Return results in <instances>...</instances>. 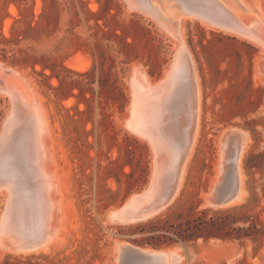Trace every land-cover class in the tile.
Here are the masks:
<instances>
[{
    "label": "rangeland",
    "instance_id": "rangeland-1",
    "mask_svg": "<svg viewBox=\"0 0 264 264\" xmlns=\"http://www.w3.org/2000/svg\"><path fill=\"white\" fill-rule=\"evenodd\" d=\"M49 1L47 0L48 4ZM85 1L86 5H81L78 0H58L61 10L58 38L68 34L70 19L74 20V35L69 34L62 41L60 51L54 52L70 69L61 72V75H67V82L64 84L67 96H59L60 90L57 87L60 81L49 68L43 69L39 64L33 67L20 53L12 55L10 51L5 58L0 53V59L10 66L28 70L51 111L50 119L58 144L59 169L62 177L64 174L62 180L66 186L65 197L70 205L71 222L69 232L59 248L28 255L7 253L0 256V264L9 255H34L35 259L40 255H48V258L39 259L43 264H115L118 241L149 246L133 241L146 233H131L132 228L156 216L166 217L175 209L199 214L204 208H210V213H213L245 203L244 212H258L264 220V169H248L246 166L252 153L264 151L262 46L235 35L208 30L199 23L190 21L184 39L199 76L200 128L180 190L164 212L147 220L133 224H112L108 221L107 211L120 205L131 193L145 187L153 168V148L130 133L120 121V115L126 112L131 102V64L139 62L145 67L151 80L156 82L168 69L176 46L155 20L140 12L128 10L125 0H112L108 9H105L107 0ZM251 1L260 6L264 14V0ZM23 2L34 4L36 12L43 5V0ZM88 10L96 12V15L89 14ZM75 11L79 14L72 17ZM19 16L17 0H0V30L7 36L13 21ZM135 21H139L140 26ZM102 29L115 30L118 34H123L124 31L129 33L127 40L134 42L132 47L126 48L129 62H122L126 56L117 52L121 41L114 36L106 38ZM147 29L151 30L150 34ZM97 39L105 46L113 43L117 61L115 70L124 84L127 97L122 107L111 99L106 100L108 92H100L97 82L91 85L93 91L84 92V97L89 98V102L72 94L79 93L78 88L70 87L72 79L80 78L77 73L90 70L96 65V77L99 75L101 65L95 47ZM56 42L53 39L44 48L53 49ZM258 55L262 59L260 64L257 61ZM72 56L78 63L88 65L87 68L78 70L69 66L66 60ZM9 108V97L0 95V131ZM229 126L245 129L251 137V147L242 161L248 195L240 204L213 208L206 206L205 195L214 186V179L221 174L224 162L220 153L219 136ZM129 184L132 189L128 192ZM4 208L5 205L0 204V215ZM173 245H180L184 254H193L190 260L184 258V264H264V240L254 242L251 239L240 241L200 238L195 242L163 246Z\"/></svg>",
    "mask_w": 264,
    "mask_h": 264
},
{
    "label": "water",
    "instance_id": "water-1",
    "mask_svg": "<svg viewBox=\"0 0 264 264\" xmlns=\"http://www.w3.org/2000/svg\"><path fill=\"white\" fill-rule=\"evenodd\" d=\"M165 1L175 4L183 15L191 19L220 30L244 34L261 42L264 47V24H253L254 16L240 15L222 0ZM125 2L128 10L140 12L155 20L170 38H173V34H178L177 22L166 19L154 0ZM4 63L6 62L0 59V92L9 97L10 108L0 131V185L10 183L14 196L13 207L2 228L0 245L7 250H33L52 240L61 223L59 209L54 210L52 207L53 197L55 199L57 195L53 174L50 172V176L46 178L41 169V163L45 160L51 162V155L46 158L38 147L46 144L49 153V144L46 143L49 134L43 121L42 136V131L37 129L43 118L39 101H32L19 90L14 81L19 73L14 67ZM136 68L137 66H132L130 85L135 78L133 75L135 76ZM193 74L194 64L189 52L184 47H177L167 71L162 79L160 77L154 82V88L160 89L162 93L171 92V88L182 83L188 85L190 92H193ZM9 76L14 78L10 82ZM247 132L242 128L226 131L223 138L224 163L218 180L208 192L205 200L208 205L220 207L242 199L239 156ZM175 139L174 144L158 147L156 152L153 150V168L148 184L131 193L120 205L110 208L106 213L109 222L126 224L144 221L172 203L180 186L189 147V144L176 143L178 135ZM36 170H40L43 175H38ZM45 206L49 212L45 211ZM50 212L55 214L54 219H51ZM169 247L171 246H139L118 241L115 264H181L184 258H193L192 253L184 254L181 246L180 252Z\"/></svg>",
    "mask_w": 264,
    "mask_h": 264
},
{
    "label": "bare ground",
    "instance_id": "bare-ground-1",
    "mask_svg": "<svg viewBox=\"0 0 264 264\" xmlns=\"http://www.w3.org/2000/svg\"><path fill=\"white\" fill-rule=\"evenodd\" d=\"M154 1L158 5V7H160V11L166 19H169L173 22H177L178 34L174 35L172 33L173 38L171 37V39L176 46L175 48L180 46L184 47L189 52L192 60H193V56L191 54L189 47L186 45L184 39L186 28L188 22L190 21L197 22L203 27L207 28L208 30L212 29V30H217L218 32L219 31L224 32L225 34L235 35L242 40L250 41L261 47V42L249 38L244 34L234 33L233 31L230 32L222 29L220 30L218 27L205 25L204 23L198 20H194L193 18L191 19L190 17L183 15L180 9L173 3H168L165 0H154ZM222 1L240 15L245 14L247 17L254 16L255 21H253V24H258V23L264 24V14L261 11L260 6L256 5L251 0H222ZM173 22L172 25L175 27V29H177ZM261 48H262V53H264V47ZM76 60L77 59H75V57L72 56L66 60V63L69 66L78 70H84L87 68L88 65L86 66L83 63H78ZM257 61L259 64L262 63V59L260 55H258ZM4 64L6 66H10L9 63H4ZM133 65L137 66V68L135 69L136 71L135 76L133 75V78L134 77L135 78L132 79L130 85L131 89L129 92L131 96V102L127 106L126 112L120 115V121L121 123H123V125H125L128 128L130 133L132 132L138 138L146 141L153 148L155 152L158 147H163L165 145L170 146V144H174L173 142L176 141L175 138L177 135L179 138V140L176 142L177 144H189L188 154L184 164L181 182L179 186L180 188L181 183L183 182V175H185V172L187 171L188 161L193 152V147L197 141V137L199 135V128H200L199 114H200L201 93H200V84H199V76L197 73V69L194 64L193 92H190V87L188 85H184L180 83L178 86L171 88V92L167 91L162 93L160 92V89H157L156 87L154 88V82H153L154 80L152 81L149 74L145 72V67L143 65H141L139 62L132 63L131 67ZM15 70H17L19 75L15 76L16 79L10 78L9 76L8 78L9 82L12 81V79H14V81L18 85V88H20L19 90L23 91L25 95L27 94L28 97L32 99V101H34L35 99L36 101H39L43 118H41L40 126H38L37 129L38 130L43 129L44 125L45 128L46 127L48 128L49 135L46 138V143L49 144V153L46 149L45 146L46 144H44V147H40V146L38 147L39 150L42 152V154L46 156V158L48 155H51V162L48 163L47 160H45L44 162L45 164L41 163V169L43 170V173L46 178L50 176V172H52L53 174L54 186L56 188L57 195L55 199L53 197L52 205L54 206L52 207L54 208V210H56L57 208L59 209L61 223L57 235L48 243H46V245H42L33 250H14V249L7 250L6 248L0 245V256H4L7 253H12L16 255H28V254L40 253V252L41 253L51 252L57 247L59 248V246L63 243L65 237L69 232V226L71 223L70 215H69L70 205L68 204L65 197L66 186L62 180L64 174L62 177V174L59 169L60 162H59V155L57 152V145H58L56 142L57 139L54 134L53 131L54 127L50 119L51 111L47 103H45L46 101L43 93L39 91L37 84L35 83L33 77L30 75L28 70L24 68H18V67L16 68V66H15ZM166 71L167 70L164 71V74ZM130 73L131 71L129 72V75ZM163 76H161L160 79H162ZM0 93L1 96H5L4 93L2 92ZM42 121L44 122V125L42 124ZM231 128H233V126H229L225 130H223L221 135L219 136V146L221 149L220 153L222 157V162H224V158H225L224 157L225 145L223 138L226 131ZM41 131H42L41 133L42 136L44 130ZM250 147H251V137L247 132L243 139L242 149L239 156V166L241 169L242 190H243L242 199L240 201L223 205L220 207L211 206L205 203L206 206H210L213 208H226L236 204H240L246 199L248 195V189L244 180L245 175L243 173L242 161ZM36 168L38 169V167ZM36 173L38 175H43V173H41L40 170L38 171L36 170ZM217 179L218 176L214 179V182H216ZM179 190L180 189H178L177 193L179 192ZM208 195L209 193L205 195V200ZM13 196L14 195L10 183L0 185V204L5 205V208L3 209V213H1L0 215V242L2 241L1 233H2L3 225L6 221L9 211L13 207L12 204ZM172 203H170V205ZM166 208H164L160 212L161 213L164 212ZM47 209H48L47 206H45V211L49 212L47 211ZM43 211L44 209L42 208L41 210L42 214ZM47 216L49 217L48 214ZM50 216L51 219L55 218V214L53 212H50ZM115 224H120V223H115ZM126 224H133V223H126ZM169 248H172L173 250L180 252L179 250L181 247L179 245H173ZM181 264H184V261H182Z\"/></svg>",
    "mask_w": 264,
    "mask_h": 264
},
{
    "label": "trees",
    "instance_id": "trees-1",
    "mask_svg": "<svg viewBox=\"0 0 264 264\" xmlns=\"http://www.w3.org/2000/svg\"><path fill=\"white\" fill-rule=\"evenodd\" d=\"M78 1L81 5H86L85 0ZM111 1H106L105 9L109 8ZM49 2L50 4L47 3V0H43L41 10L36 12L34 4L17 0L20 16L13 21L8 36L3 30H0V53L4 58L10 51L12 55L20 53L25 61L32 63L33 67L39 64L43 69L49 68L52 74L60 81L57 87L60 90L59 96L64 97L68 94L64 85L67 82V75H61V72L63 70L70 71V69L64 65L63 59L56 56L54 52L60 51L62 41L69 34L74 35V26L72 25L74 20L73 18L70 19L71 27L68 28V34L58 38V32L61 30L60 3L58 0H50ZM70 2L73 3V1ZM73 8H75V4H73ZM88 12L91 15H96L94 11L88 10ZM78 14L79 12L75 11V15L72 17H77ZM112 17H115V14H112ZM135 23L140 26L139 21H135ZM98 26L100 27V25ZM101 31L106 38L114 36L121 41L117 52L125 54L126 59L122 60V62H129V53L126 48L132 47L134 43L127 40L129 33L124 31L123 34H118L115 30L110 31V29H102ZM147 31L149 34L151 33V30L147 29ZM97 34L95 33V35ZM53 39L57 41L53 49L44 48ZM112 46L113 43H107L105 46L100 39L95 41L101 65L99 75L96 77V65H93L90 70L77 73L80 78L72 79L70 87L78 88L79 93H72L73 95L89 102V98L84 97V92L87 90L93 91L91 85L97 82L100 92H108L106 100L111 99L113 102L118 103L120 107L125 104L127 97L123 87L124 84L115 70L117 61ZM100 103L102 102L100 101ZM88 105L91 108V105ZM246 166L248 169H264V151L252 153L247 160ZM131 189L132 185L129 184L128 192ZM245 207L246 204L243 203L225 210H217L213 213H210V208H204L199 214L186 213L183 210L175 209L166 217L156 216L132 228L131 233H146V235L133 241L153 247L171 245L178 242H195L200 238L204 240L211 238L222 240L237 239L240 241L251 239L254 242H262L264 240V220L258 212H244L243 208ZM44 257L48 258L49 256L40 255L35 259L34 255L27 257L9 255L2 264H43L39 259Z\"/></svg>",
    "mask_w": 264,
    "mask_h": 264
}]
</instances>
